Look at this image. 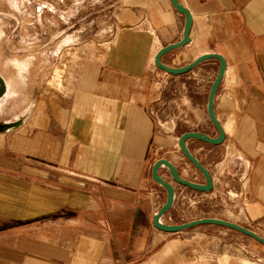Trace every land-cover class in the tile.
Listing matches in <instances>:
<instances>
[{
	"label": "crops",
	"instance_id": "crops-1",
	"mask_svg": "<svg viewBox=\"0 0 264 264\" xmlns=\"http://www.w3.org/2000/svg\"><path fill=\"white\" fill-rule=\"evenodd\" d=\"M110 1L117 25L109 40L80 58L71 87L0 131V264H257L261 258L249 259L246 249L231 252L225 232L213 229L220 225L177 232L153 225V200L160 206L165 192L151 178L152 163L164 157L183 177L199 172L177 136L185 130L217 135L206 104L219 62L208 58L174 76L181 89L175 102L186 101V116L163 128L154 113L163 70L153 56L181 38L184 15L171 0ZM177 1L191 14L189 41L161 60L179 66L207 52L225 60L213 98L224 139L191 138L187 147L210 171L212 190L211 162L236 151L247 199L238 222L255 230L264 225V0ZM0 76L1 111L17 93L1 56ZM159 173L171 180L165 167ZM170 182L174 200L161 220L173 223L185 200L183 185Z\"/></svg>",
	"mask_w": 264,
	"mask_h": 264
},
{
	"label": "rangeland",
	"instance_id": "rangeland-1",
	"mask_svg": "<svg viewBox=\"0 0 264 264\" xmlns=\"http://www.w3.org/2000/svg\"><path fill=\"white\" fill-rule=\"evenodd\" d=\"M116 23L114 4L110 0H0L1 62L6 61L7 76L17 84V93L3 102L0 120L24 116L41 100L69 89L80 58L86 51H93L97 44L109 40ZM174 76L159 71L161 94L154 113L156 121L167 130L174 128L181 116H186V101L175 102L181 89ZM162 78L163 82L165 78L164 84ZM239 167L236 151L220 152L210 164L216 177L214 190L197 193V201L192 205L184 201L183 221L202 216L237 223L243 220L247 199L242 190L246 181L241 177ZM187 176L203 180L197 171L188 172ZM160 190L164 192L163 188ZM182 190L189 193L190 189L183 186ZM213 229L225 232L232 253L246 249L249 259L257 256L261 258L257 264H264V244L225 226ZM254 231L264 236V225L257 226Z\"/></svg>",
	"mask_w": 264,
	"mask_h": 264
},
{
	"label": "water",
	"instance_id": "water-1",
	"mask_svg": "<svg viewBox=\"0 0 264 264\" xmlns=\"http://www.w3.org/2000/svg\"><path fill=\"white\" fill-rule=\"evenodd\" d=\"M171 3L176 8L177 11L181 12L184 15L182 36L181 38H179L178 40L174 42H170L165 45H162L154 53L153 62L156 67L163 70L164 72L172 74V75H177V74L185 73L191 70L198 63L208 58H216L218 60L219 62L218 69H217L215 77L213 78V80L211 81L209 85L207 104H206L207 116L209 120L211 121V123L213 124V126L216 128L217 135L210 136L200 130H185L177 136V144H178L180 151L182 152L183 156L190 163H192L202 174L203 182L193 181V180H190L188 178L181 176L179 174L178 168L167 158L160 157L152 163L151 168H150L151 178L156 184L161 186L165 192V199L162 202V204L157 208L155 213L153 214L152 223L156 228L161 229L163 231H167V232H177V231L185 230V229H188V228H191L197 225H201V224H217L220 226H225L227 228L238 230L239 232L246 234L254 238L256 241L264 244V236L260 235L259 233L250 229L247 226H244L240 223H237L229 219H224V218H219V217H214V216H202V217L192 218V219L181 221V222H173V223L164 222L161 220V217L163 216V214H165L169 210L174 200V186L170 181L186 186L190 189L202 191V192L210 191L212 190V187H213L212 177H211V174L208 168L204 166V164L190 152V150L187 147L186 141L188 139L193 138V139H198L200 141L210 143V144H219L224 139L223 129L219 121L217 120L214 114V110H213V98H214L216 89L220 83V80L225 70L224 58L218 53L207 52V53L200 54L196 56L195 58H193L190 62L183 64V65H179V66L168 65V64H165L161 60V57L163 54H165L166 52L174 48L180 47L189 41L188 33L190 30V25H191V14L189 10L186 7H184L182 4H180L177 0H171ZM1 94L2 93H0V95ZM15 126L11 128L9 127L5 128L4 123L0 121V131L6 130V129H12ZM160 167L166 168V170L170 174L171 180H166L159 173Z\"/></svg>",
	"mask_w": 264,
	"mask_h": 264
},
{
	"label": "built area",
	"instance_id": "built-area-1",
	"mask_svg": "<svg viewBox=\"0 0 264 264\" xmlns=\"http://www.w3.org/2000/svg\"><path fill=\"white\" fill-rule=\"evenodd\" d=\"M186 187V186H184ZM190 189V188H189ZM182 193H181V197L187 201V204L188 205H192L193 203H195V201H197V199H195V197L197 198V193L199 192H202V191H197V190H193V189H190L189 190V193L186 192L185 190H181ZM155 197V196H154ZM153 205H154V208L157 210V208L159 207V203L158 201L156 200V198L153 200ZM155 210V211H156ZM154 211V213H155ZM183 208L180 210V216L178 218L179 222L183 221ZM164 215V214H163ZM162 218V217H161ZM168 219L171 220V216H168Z\"/></svg>",
	"mask_w": 264,
	"mask_h": 264
},
{
	"label": "bare ground",
	"instance_id": "bare-ground-1",
	"mask_svg": "<svg viewBox=\"0 0 264 264\" xmlns=\"http://www.w3.org/2000/svg\"><path fill=\"white\" fill-rule=\"evenodd\" d=\"M4 91V81L2 76H0V93H3ZM21 120V119H20ZM20 120H16V121H2L4 123V127L7 128H11L13 126H15L17 123L20 122Z\"/></svg>",
	"mask_w": 264,
	"mask_h": 264
}]
</instances>
